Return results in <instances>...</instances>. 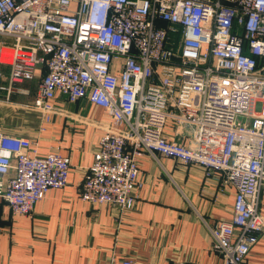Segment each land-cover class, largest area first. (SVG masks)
<instances>
[{
	"label": "built area",
	"instance_id": "2783aa9c",
	"mask_svg": "<svg viewBox=\"0 0 264 264\" xmlns=\"http://www.w3.org/2000/svg\"><path fill=\"white\" fill-rule=\"evenodd\" d=\"M0 65L5 99L38 78L30 106L44 123L57 93L105 111L79 197L117 220L139 197L144 155L219 175L232 216L204 221L211 249L243 264L264 232V0H0ZM38 146L0 130V198L13 214L68 184L69 158ZM105 264L136 262L111 254Z\"/></svg>",
	"mask_w": 264,
	"mask_h": 264
},
{
	"label": "crops",
	"instance_id": "0c3cea01",
	"mask_svg": "<svg viewBox=\"0 0 264 264\" xmlns=\"http://www.w3.org/2000/svg\"><path fill=\"white\" fill-rule=\"evenodd\" d=\"M0 69L7 72L5 66ZM37 79L16 84L25 93L14 90L5 99L6 91L0 92V130L37 137L41 155L59 148L69 158L68 184L50 189L31 214H13L0 198V264H105L111 254L131 257L136 264H222L204 221L230 219L232 188L221 190L220 176H205L198 165L144 155L139 197L121 219L108 204L81 200L84 173L110 119L86 99L68 103L57 93L52 120L42 122L30 106ZM166 133L173 134L169 126ZM259 211L264 217V187ZM243 264H264V232Z\"/></svg>",
	"mask_w": 264,
	"mask_h": 264
},
{
	"label": "rangeland",
	"instance_id": "374dc122",
	"mask_svg": "<svg viewBox=\"0 0 264 264\" xmlns=\"http://www.w3.org/2000/svg\"><path fill=\"white\" fill-rule=\"evenodd\" d=\"M238 119L243 120V118L238 117ZM184 132L186 135L190 136L191 135V127L189 125H184Z\"/></svg>",
	"mask_w": 264,
	"mask_h": 264
}]
</instances>
